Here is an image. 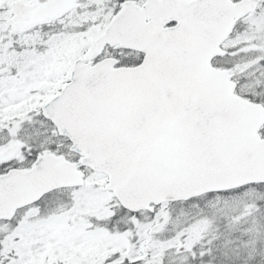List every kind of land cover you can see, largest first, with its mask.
<instances>
[{"label": "snow or ice", "instance_id": "snow-or-ice-1", "mask_svg": "<svg viewBox=\"0 0 264 264\" xmlns=\"http://www.w3.org/2000/svg\"><path fill=\"white\" fill-rule=\"evenodd\" d=\"M0 264H264V0H0Z\"/></svg>", "mask_w": 264, "mask_h": 264}]
</instances>
